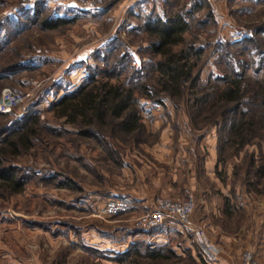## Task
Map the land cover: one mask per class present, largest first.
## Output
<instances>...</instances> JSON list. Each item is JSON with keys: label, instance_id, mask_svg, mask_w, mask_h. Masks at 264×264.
<instances>
[{"label": "rangeland", "instance_id": "obj_1", "mask_svg": "<svg viewBox=\"0 0 264 264\" xmlns=\"http://www.w3.org/2000/svg\"><path fill=\"white\" fill-rule=\"evenodd\" d=\"M194 1L0 0V93L32 95L7 114L17 121L37 113L54 129L41 130L34 146L13 159L25 183L20 194L0 197V264H154L114 260L117 249L136 243L164 245L179 255L163 264L201 263L193 232L173 219L152 226L143 221L159 200H190L192 229L204 231L216 249L218 242L235 249V263L248 253L258 264L251 250L264 240V128L242 147L223 145L211 103L196 105L190 91L202 83L220 85L214 77L230 76L232 64H244L240 73L249 85L264 79V58L254 68L252 52L243 48L244 38L264 29V0H207L211 19ZM32 9L75 19L48 30L28 19ZM187 10L189 30L183 37L194 47L189 61L196 87L188 85L175 103L137 95L145 129L139 142L118 132L83 137L49 110L64 89H74L88 74L103 83L104 74L116 69L109 83L117 84L140 70L135 77L156 85L160 58L148 47L141 25L150 13L165 18ZM43 16L37 15L38 21ZM259 48L264 51V39ZM224 195L232 210L226 212L220 202L218 215L217 200ZM116 203L125 206L116 209Z\"/></svg>", "mask_w": 264, "mask_h": 264}, {"label": "trees", "instance_id": "obj_2", "mask_svg": "<svg viewBox=\"0 0 264 264\" xmlns=\"http://www.w3.org/2000/svg\"><path fill=\"white\" fill-rule=\"evenodd\" d=\"M202 7L207 9L206 17L213 18L207 0L194 1L195 9ZM42 10L45 11V8ZM39 14L44 15L40 21L37 19ZM46 14L32 9L27 17L32 23L39 22L42 28L48 30L72 23L75 19ZM190 15V10L179 11L172 17L165 18L158 15L153 17L150 13L141 25L146 33L148 47L160 58L154 67L158 72L156 85L150 86L140 77H135L140 74V70H133L131 74L129 72L128 80L117 84L109 83V79L118 74L116 69L104 74L107 80L103 83L95 82L93 76L88 74L74 89H64L62 95L50 103L49 110L55 117L65 118V123L78 127L77 133L83 137L95 136L102 139V133L116 136L118 132L122 134V139L139 142L145 129L140 122V97L137 95L159 104L163 103L162 98H168L175 103V100L183 98L188 85L194 88L197 82V77L192 74L193 64L189 61L194 47L187 46L183 37L189 30L186 17ZM258 30L254 29L250 37L244 38L246 45L243 47L250 51L249 53L252 52L251 57L255 58L252 59V64L257 69L262 66L264 58V51L259 48L260 40L264 39V29L261 28L259 32ZM179 44H185L186 48L173 52L172 49ZM242 65L244 64H239ZM239 66H229L230 76L214 77L217 82L220 81V85L210 86L202 83L197 85V92H190L193 96L196 95V105L211 103L209 113L216 118L215 124L221 122L223 145L229 142L242 147L247 144L249 138L264 128V79L255 86L249 85L240 73ZM135 89L139 94H136ZM41 130L42 133L54 131L40 120L37 113L17 121L10 119L8 114H0V197L22 192L25 175L21 173L22 169L14 164L13 159L34 146L40 138ZM107 149L110 151L111 147L107 146ZM219 149L222 151V145ZM249 164L252 165V162ZM225 206L232 210L228 200ZM198 257L202 264H209L201 254ZM113 258L120 263H134L132 258H141L154 264H163V261L178 259L179 255L164 245L136 243L131 244L125 252L116 253Z\"/></svg>", "mask_w": 264, "mask_h": 264}, {"label": "built area", "instance_id": "obj_3", "mask_svg": "<svg viewBox=\"0 0 264 264\" xmlns=\"http://www.w3.org/2000/svg\"><path fill=\"white\" fill-rule=\"evenodd\" d=\"M31 92L18 93L9 89H4L0 93V114H7L14 108L24 102L26 98L31 97ZM116 209L122 208L125 204L116 203ZM191 201L185 203H174L168 200H159L156 210L152 211L143 216V221L147 222L148 225H157L162 222L173 219L183 229L193 232L195 239L202 250L203 258L215 262L218 256V250L215 246L210 244L207 237L201 229H192L190 227L189 215L192 210ZM235 264H257L250 254L244 255L242 260Z\"/></svg>", "mask_w": 264, "mask_h": 264}, {"label": "crops", "instance_id": "obj_4", "mask_svg": "<svg viewBox=\"0 0 264 264\" xmlns=\"http://www.w3.org/2000/svg\"><path fill=\"white\" fill-rule=\"evenodd\" d=\"M228 200V204H230V199H229V197L228 196H226V195H224V196H222L220 199H218L217 200V206L219 207V206H221L220 204V202H222V205H223V203H226V201ZM227 205V204H226ZM226 207V206H225ZM218 210H217V214L220 212L219 210H220V207L219 208H217ZM230 210L231 209H227V207H226V212L227 211H229L230 212ZM219 215V214H218ZM3 227V225H1V228ZM2 231V233L4 232V229H2L1 230ZM143 237H145V236H143ZM150 237H152V236H150ZM221 238H223L222 236H221ZM216 246H217V250H218V256H217V260L215 261V262H213V263H209V264H235V261H236V259H237V253H236V251H235V249H233L231 246H228V248H224V247H222V246H220V244H219V242L216 244ZM256 247V246H255ZM255 247H253L252 248V250L251 251H253L254 253H255V255H256V258H257V261H258V264H264V240L262 241V244H261V246L260 247H258L257 249H255ZM76 249V248H75ZM127 250V248H125V247H121V249H117L116 251H115V253H122V252H125ZM3 254V251L2 250H0V254ZM9 252L7 251V254L5 255V257L7 256H9L10 254H8ZM198 254H197V256H199V252H197ZM189 256L192 258V259H194L195 258V255H196V253L193 251V250H190L189 251ZM2 256V255H1ZM199 258V257H198ZM15 262H17V261H12L11 262V264L13 263H15ZM10 263V262H9ZM199 264H202V263H199Z\"/></svg>", "mask_w": 264, "mask_h": 264}]
</instances>
